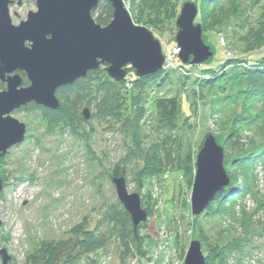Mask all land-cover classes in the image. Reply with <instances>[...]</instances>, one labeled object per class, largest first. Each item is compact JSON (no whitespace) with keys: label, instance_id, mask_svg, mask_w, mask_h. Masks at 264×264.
<instances>
[{"label":"rangeland","instance_id":"374dc122","mask_svg":"<svg viewBox=\"0 0 264 264\" xmlns=\"http://www.w3.org/2000/svg\"><path fill=\"white\" fill-rule=\"evenodd\" d=\"M10 1L14 2L9 6V14L15 26L25 21L29 12H36L35 0ZM189 1L196 0H179V12ZM243 3L250 6V0H243ZM124 4L129 11L128 3ZM97 10L93 19L101 8ZM262 13L264 0L254 8L253 16ZM132 21L144 26L134 19ZM171 27L163 28L162 35L160 31L153 35L160 41L163 53L166 58H171L170 64L175 69L170 72V81L145 95L148 102L145 108L135 105L127 109L122 99L116 106L114 103L117 102L112 98L102 106L104 93L95 94L98 85V76L95 75L90 82L86 80L84 90L73 86L60 95L61 103L71 109L73 121L70 125L50 122L39 106L27 111L19 109L11 114L26 126V133L24 141L0 159V177L4 185L0 195V249L7 250L11 258L9 264H32L33 256L44 245L72 238L71 233L81 226L95 232L96 236L105 234L108 239L103 248L75 256L73 264H183L191 241L201 244L206 257L208 244L221 246L234 237L243 240V247L229 255L223 264H264V208L259 209L255 200L264 195L261 168L257 170L255 192L258 194L255 198L247 196L238 201L233 209H228L225 217L210 220L202 217L197 219V225L194 223L190 192L196 157L208 135L228 134L222 128L225 124L228 126L232 109L211 110L207 105L203 106L201 100L196 109L191 105V80L204 75L191 72V80L187 81L189 86L181 87L179 76L188 73L180 67L174 43L177 28ZM208 43L214 52L213 65L229 56L228 51L223 56L215 38H210ZM128 77L133 78L132 75ZM0 89L3 90L4 85L1 84ZM125 89L130 88L125 85ZM119 91L121 95L125 92L124 89ZM133 97L136 103L137 93ZM163 97H174L179 102L177 131L156 123L153 101ZM84 109L89 111L88 121L82 118ZM174 138L177 139L175 144ZM187 152L191 153L194 164L190 177L180 170ZM117 165L127 172V192L139 196L141 207L147 214L136 235L112 183V170ZM150 166L162 172L137 175L141 168ZM223 167L227 173L226 166ZM122 211L128 217L126 226L132 231L126 241L127 252L119 237L124 231L114 216ZM243 213L249 218L245 230L241 227ZM137 234L143 239L140 254L134 251L130 241ZM59 264H67L65 258Z\"/></svg>","mask_w":264,"mask_h":264},{"label":"trees","instance_id":"16d2710c","mask_svg":"<svg viewBox=\"0 0 264 264\" xmlns=\"http://www.w3.org/2000/svg\"><path fill=\"white\" fill-rule=\"evenodd\" d=\"M260 1L250 0V6L245 5L243 0H196L193 2L198 9L194 23L201 26L204 42L209 46V39L215 38L223 50V56L225 51H228L229 56L224 57L223 61L216 65L210 61L208 65L206 63L203 66H188L190 68L184 69L186 66L180 64L182 71L188 74L184 76L180 74L178 81H181V87L184 89L188 85L187 81L191 80L189 76L191 72L202 73L204 76L201 78L191 80L190 95L193 99L191 105L196 109L201 100L203 106L207 105L211 110H218L222 107L232 109L229 113L231 117L227 120L228 126L225 124V127L222 128V130L226 129L228 134L223 136L219 132L218 135H215L216 137L213 136L217 144L226 149V151L224 150L223 165L228 171L230 185L216 193L200 217H194L195 225L202 217L204 220L225 217L228 214V209H233L238 201L247 196L255 198L258 194L255 192L258 168H261L264 173V13L256 17L253 16V13ZM125 2L129 5L132 19L136 23L144 25L152 34H156L155 31H160L159 34L162 35L163 28L169 26H173L171 28L174 29V22L179 14V0H125ZM100 8L101 10L94 21L104 27L112 19V8L105 1L101 2L97 9ZM97 9L92 12L93 17L98 12ZM172 69L173 71L175 69L173 65L171 68L142 78H136L132 70L129 69L126 78L118 83L108 78L102 69H98L89 72L86 78L78 80L72 86L59 89L56 92V97L61 103L62 92L72 89L73 86L84 90V86L87 84L86 80L90 82V79L97 75L98 85L95 88V94L104 93L101 99L102 106H105L112 98L114 102L121 101V99L125 101L127 109H131L135 105L137 107L143 105V108L148 104L145 95L153 92L155 88L163 87L170 81ZM131 75L132 79L128 77ZM23 81V86H26L27 82L24 77ZM125 85L130 89L126 90ZM121 89L125 91L122 95V92L119 91ZM135 93H137L136 103L133 102ZM114 105L119 106L120 102L114 103ZM37 107L35 104H29L21 109L27 111ZM39 108L41 107L39 106ZM152 110L159 126L170 127L172 131L179 130L177 124L180 119V106L177 98H158L153 101ZM42 112L45 118L52 123H63L66 126L73 121L71 120V109L69 110L63 103L60 104L58 111L42 108ZM242 132H247L249 135H243ZM176 140V138L173 139L174 144L177 143ZM181 145L180 141L178 149ZM154 169L152 166L141 168L137 175L148 176L162 172L159 169ZM181 169L188 177L193 174L194 164L190 152L185 154ZM111 176L112 178L126 179L127 172L117 165L112 170ZM262 199L255 198L259 209L264 208V195ZM244 215L243 213L241 227L245 230L249 218ZM114 216L118 223L120 221L121 231H124L119 233V237L125 252H127L126 241L132 234V231L126 226L127 214L122 211L115 213ZM78 228L71 233L72 238L44 245L36 256H33L32 264H59L63 258L67 264H73L75 256L88 254L105 246L108 239L105 234L96 236L95 232L91 230H85L82 226ZM130 241L134 251L140 254L143 239L137 234V237L134 239L132 237ZM242 247L243 240L237 237L221 246L208 244L206 264H223L229 255L238 252Z\"/></svg>","mask_w":264,"mask_h":264},{"label":"water","instance_id":"95a60500","mask_svg":"<svg viewBox=\"0 0 264 264\" xmlns=\"http://www.w3.org/2000/svg\"><path fill=\"white\" fill-rule=\"evenodd\" d=\"M103 1L112 8V19L104 27L92 18ZM13 3L0 0V84L5 86L0 89V159L24 141L26 126L11 116L14 111L29 104L58 111L56 92L101 67L118 83L126 78V68L142 78L170 66L160 41L146 27L133 23L123 0H35L36 12H29L17 26L9 14ZM197 14V6L186 2L175 22L177 58L184 66H203L214 57L202 38L201 26L194 23ZM19 73L27 86H23ZM82 115L88 121L87 109ZM223 160V147L208 135L195 161L190 192L192 216L203 214L216 193L230 185ZM112 183L136 235L138 226L147 219L140 198L127 192L124 178L113 177ZM3 190L0 177V195ZM10 259L7 250L0 249L1 264H9ZM183 264H206L198 241L189 243Z\"/></svg>","mask_w":264,"mask_h":264},{"label":"built area","instance_id":"2783aa9c","mask_svg":"<svg viewBox=\"0 0 264 264\" xmlns=\"http://www.w3.org/2000/svg\"><path fill=\"white\" fill-rule=\"evenodd\" d=\"M169 55H170V54H169ZM168 62H169V64H170V62H171V58H170V57L166 59V63H168ZM170 66H171V64H170ZM170 66H169V67H170ZM150 264H153V263H150ZM154 264H159V263L157 262V263H154Z\"/></svg>","mask_w":264,"mask_h":264},{"label":"flooded vegetation","instance_id":"af4514ba","mask_svg":"<svg viewBox=\"0 0 264 264\" xmlns=\"http://www.w3.org/2000/svg\"><path fill=\"white\" fill-rule=\"evenodd\" d=\"M19 75L22 77V79H23V77H24V75L23 74H21V73H19ZM24 79H25V77H24ZM26 80V79H25ZM24 82V81H23ZM26 82H27V80H26ZM1 85V84H0ZM27 85H28V82H27ZM26 85V86H27ZM4 88H5V86H4ZM23 108V107H22ZM21 109V108H20Z\"/></svg>","mask_w":264,"mask_h":264},{"label":"bare ground","instance_id":"6f19581e","mask_svg":"<svg viewBox=\"0 0 264 264\" xmlns=\"http://www.w3.org/2000/svg\"><path fill=\"white\" fill-rule=\"evenodd\" d=\"M4 186V185H3Z\"/></svg>","mask_w":264,"mask_h":264}]
</instances>
